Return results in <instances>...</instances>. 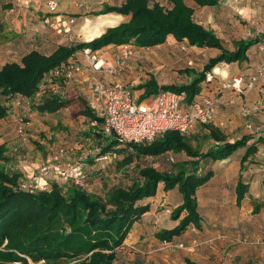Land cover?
Returning <instances> with one entry per match:
<instances>
[{
  "label": "trees",
  "instance_id": "16d2710c",
  "mask_svg": "<svg viewBox=\"0 0 264 264\" xmlns=\"http://www.w3.org/2000/svg\"><path fill=\"white\" fill-rule=\"evenodd\" d=\"M220 1L167 0V6L150 0L105 3L93 13L95 16L115 12L129 15V20L107 27L92 39L60 44L50 53L32 48L19 59L8 60L0 67V120L9 111L6 101L17 94L31 100L40 98L36 108L41 112L55 113L64 107L71 98L63 99L49 92L39 97L40 83L45 74L69 58L77 57L78 52L86 47L95 52L124 44L149 48L165 43L170 36L177 42L186 41L190 46L200 48H217L220 52L211 56L201 70L185 67L184 73L189 77L186 82L161 84L151 75L133 89L139 90L140 99L160 89L185 92L184 104H189L195 98L202 99L199 95L205 83L210 82L207 77L212 74L213 68L221 62L249 61L250 47L261 40L260 36L238 39L234 49H229L212 28L195 19L194 6H215ZM12 7L11 3L1 4L5 10ZM1 29L0 21V32ZM78 97L80 95L72 98ZM82 108L81 113L90 120H103L84 99ZM247 122L255 128V122ZM203 126L207 133L202 138L212 142L205 151L201 145L193 144L194 130L189 133L169 130L151 141L122 143L114 136L96 133L95 125H92L88 135L90 140L104 143V150L113 148L118 152V148L123 150L124 147L131 150L123 158L129 164L142 157L163 158L169 153L185 154L175 155L178 159L173 160V166L168 169L152 164L141 167L139 177L131 185H117L104 195L90 193L72 182L66 186L52 182L50 188L39 191L21 189L22 172L3 168L1 162L9 159L5 154L6 144H0V264H30L29 258L34 262L44 260L45 264H114L118 249L134 225L151 210L148 199L157 194L160 183H163L166 191L177 187L182 202L170 212L171 218L177 221L176 225L157 230V239L173 243L183 239L184 233L192 225L202 229L204 218L199 210L197 190L214 176L215 170L209 167L200 171V167L245 149L240 166L243 172L246 162H252L251 157L259 152V145L264 143L263 135L255 137L249 133L229 141L228 135L211 121L203 123ZM249 190L250 183L245 182L240 173L236 188L238 206ZM259 211L260 204L254 202L252 212ZM187 262L195 264L189 258Z\"/></svg>",
  "mask_w": 264,
  "mask_h": 264
},
{
  "label": "rangeland",
  "instance_id": "374dc122",
  "mask_svg": "<svg viewBox=\"0 0 264 264\" xmlns=\"http://www.w3.org/2000/svg\"><path fill=\"white\" fill-rule=\"evenodd\" d=\"M48 1H0V21L2 23L0 67L8 60L19 59L24 52L32 48L50 53L60 44L88 40L89 27L102 23V31H104L107 27L117 25L125 19L123 14L115 12L104 16H102L103 14L99 16L93 14L100 10L105 3L116 4L125 0H71L69 3L74 2L79 10L72 8L66 14L59 11L61 3L54 10H50ZM150 1H159L167 6V0ZM2 3H11L13 7L4 10L1 8ZM252 4L253 9L263 14L261 19L264 22V0H253ZM247 19H241V23H247ZM170 37L165 43L149 48H138L132 44L134 53L126 60L124 72L117 78L132 89L151 75H154L161 84L186 82L189 77L184 73L185 67H195L201 70L203 62L205 63L211 56L220 52L217 48H200L198 46L196 47L198 49L189 51L190 47L187 43H178L176 45L178 48H176L173 43L175 40L170 39ZM16 42L20 43L18 46L20 49H15ZM120 50L121 46L108 47L97 53L111 59L118 55ZM4 51L5 54L7 53L6 55H4ZM249 53H251L252 58L247 66L248 79L264 68V42L251 48ZM80 55L83 57L79 51L78 56L80 57ZM256 55L260 58L254 59L253 56ZM257 82L254 87L258 86L259 82L258 84ZM72 86L74 87V84ZM248 91L250 90L248 89ZM77 92L74 91V93ZM135 93L137 96L139 90L136 89ZM149 97L143 99L147 100ZM26 98L30 103L25 102L19 106H10L7 116L0 120V144H6L5 154L9 159L1 162L6 171H21L23 179H31L44 158L62 147L73 149L65 155H81L84 159L87 155H93L90 150L94 146L88 142L90 137L83 136L84 138H80L77 133L79 131L77 126L85 124L81 121L83 118L81 113L83 96L74 99L69 98V102L60 108L61 112L59 113L58 111L57 113L41 112L36 108V105L40 103L38 102L40 98L35 100ZM138 99L142 100L139 96ZM15 108H17L16 112ZM259 114L260 112L248 114V121L255 122V128L260 127L259 129L255 130V128L251 129L253 127L245 126L247 127L246 131L255 137L264 136V127L261 126L262 124L264 126V121H259L257 116ZM21 119L28 137L25 142L22 141L15 129ZM192 141L193 144L201 145L204 151L211 146L209 143L211 141L204 140L198 132L192 134ZM14 147H19V151H14ZM242 151L241 149L236 151L231 158L233 160L231 166L234 172H237L239 167L235 168L232 164L241 157ZM118 153V159L115 158L118 160L117 162L115 160L103 162L98 160L97 156L91 162L86 161L89 166L95 165L92 173L85 166L89 173V178L84 186L86 190L90 193L104 195L117 185H131L139 177L138 170L147 164L168 169L173 166V160L178 159L175 155H185L184 153H169L163 158L142 157L139 160L134 159V162L129 164L123 158L131 153V150L125 147L123 150L118 148ZM260 166L259 171L264 174V161L260 163ZM213 168L220 176V170L215 166ZM58 181L63 186L70 182L64 178H59L56 181L51 179L50 184ZM262 183L264 184V178ZM170 212V209L159 210L154 221L147 218L144 223L135 224L124 244L118 249L114 264H188V258L195 264H203L204 259L216 261V259H222L223 256L224 259L226 256L227 258L231 256L233 262L237 260L242 264H264V239L261 236L259 213L248 210V218L244 220L243 216L239 214V209H201L205 220L208 219L207 223L203 222L202 229L194 230L192 225L188 228L189 230L183 239L173 241L170 244V242H161L156 237L157 230L176 225L175 220L170 216ZM230 216L237 217L235 225L228 220ZM191 230L193 235H190ZM141 231L143 234L140 233ZM234 253L236 256H233ZM206 260H204L205 263ZM29 263L45 264L44 260L34 262L30 258Z\"/></svg>",
  "mask_w": 264,
  "mask_h": 264
},
{
  "label": "built area",
  "instance_id": "2783aa9c",
  "mask_svg": "<svg viewBox=\"0 0 264 264\" xmlns=\"http://www.w3.org/2000/svg\"><path fill=\"white\" fill-rule=\"evenodd\" d=\"M48 6L50 10H54L57 1L49 0ZM120 51L113 59H108L89 47L82 49L80 53L83 58L71 57L45 74L40 83L38 96L49 92L58 94L63 99H69L73 97L70 88L77 83L79 85L77 95L83 96L91 110L103 119L92 121L95 125L94 131L101 133L102 136H114L122 143L151 141L169 130L189 133L198 123H206L213 119L219 106L217 96L195 98L189 104H184L185 92L160 89L147 100H139L135 90L117 78L124 72L126 60L134 53L133 46L124 44ZM262 76H264V68L251 75L249 79L236 74L224 82L223 87L244 92L252 89ZM213 77L209 74L207 80L211 81ZM25 102L30 103L26 96L17 94L6 101V105L19 106ZM244 112L247 115L257 114L264 112V107L255 104L252 107H245ZM21 121L22 119L15 129L25 142L28 137ZM248 126L253 127L251 123H248ZM259 128L257 127L256 130ZM104 146V143H95L90 153L97 155V159L103 162L114 160L119 156L115 149L104 150ZM14 151H19V147H14ZM71 151H73L72 148L62 147L49 154L50 156L38 166L31 179L20 180V188L30 191L48 189L51 179L59 178L84 187L89 173L83 159L64 158L67 156L65 154Z\"/></svg>",
  "mask_w": 264,
  "mask_h": 264
},
{
  "label": "crops",
  "instance_id": "0c3cea01",
  "mask_svg": "<svg viewBox=\"0 0 264 264\" xmlns=\"http://www.w3.org/2000/svg\"><path fill=\"white\" fill-rule=\"evenodd\" d=\"M56 1L58 3L57 4L58 6L59 3H61L60 9L59 8L58 9L59 11H61L60 13L62 14H66V12H68V10L72 8H74L75 10H79L78 7H76V5L74 4V2L69 3L71 2V0H56ZM252 3L253 0H222L215 6H205V7H197L194 6L193 3V6L195 7L194 16L197 21L203 23L206 27L212 28L216 32V34L222 39L225 47L229 49H234L235 41L238 39L260 36L261 40L257 44L251 46L250 47L251 49L253 47L258 46L260 43L264 42V38L262 37L264 35V22L263 19H261L263 14L259 13L258 10L252 8L253 5ZM123 16H125L124 17L125 19L122 22L128 21L130 18L129 15H123ZM246 18H248L247 23L245 24L241 23V19L246 20ZM170 38L174 40L172 36ZM173 43L175 47L178 48V46H176L178 45V43L185 44L187 42L173 41ZM19 45L20 43L16 42L15 49H20V47H18ZM109 47H114V46H109ZM189 47H190L189 51L191 49L194 50L198 49L196 48L197 46L189 45ZM6 54L4 51V55ZM193 56L197 57L196 55ZM80 58L83 57L80 55ZM251 58L252 55L251 53H249V61L247 60L242 63L239 62L219 63L212 70V75L214 76L213 79L209 83H205V85L202 88L201 95H199L201 97H206V96L218 97L219 106L215 112L213 119L211 120V123L214 124L215 126L220 127L228 135L229 141H234L235 139L240 138L242 135L248 134V132L246 131L248 127V122H247L248 115L245 114L244 112L245 107L247 108L252 107L255 104H259L264 107V86H263L264 76L259 79L260 80L258 81L259 84L257 82L258 86L253 87L252 90L249 89L250 91L246 90L244 92H239L236 90L227 89L223 87V83L230 80L233 75L241 74L245 77H248L247 66ZM253 58L258 59L260 57L256 55L253 56ZM77 87H79V85L77 83H74V87L72 86L70 88L72 93H74V91H77ZM74 95L76 96L77 93H74ZM16 109L17 108H15V112ZM60 110H58V113L61 112ZM257 116L259 121L260 120L264 121V113L260 112V114ZM81 121L85 124H81V125L79 124L77 126V129L79 130L77 133L79 134L80 138H82L83 136L89 137L88 135L90 134L93 122L92 120H90V118H88V116L85 115H83ZM76 122L78 123V121ZM261 126L264 127L263 124ZM194 132H198V134H201L202 136L205 133H207V129L204 128L203 123L200 122L197 124L196 128L194 129ZM253 140L254 138L251 141ZM88 142L91 143L92 146H94L96 143L94 139H91ZM209 143L212 145L211 142ZM244 150L245 149H243L242 153H244ZM48 156L44 158L42 164L45 162ZM95 156L97 155H87V157L84 159L83 156L81 155L80 156L67 155L66 158L77 159L80 157L81 159H83L84 165L87 167V170L91 171L92 173L94 172L92 170H94L95 165L93 164L89 166L88 163H86V161L91 162L92 160H94ZM232 156L234 155H231L230 157L223 160L210 161L208 164L206 165L204 164L200 167V171L206 170V168L210 167L215 170V174L208 182H206L197 190L199 210L201 212V209L204 210L216 209V208L219 209L232 208L233 210L239 209L240 210L239 214L243 216L244 220H247L248 210L252 211L254 206L252 202L258 203L260 204V211H259L261 218L260 230H261L262 239H264V184L262 183L264 174L259 171V168L261 167L260 163L264 161V143L259 145V152L255 156L251 157L252 162L249 164L248 161L246 162V169L243 172L240 171L242 155L237 159L236 162L232 164L233 167L235 168L239 167V170L237 172L236 171L234 172L231 166V163L233 161L231 159ZM116 159H118V157ZM254 159H257L256 160L257 162L256 161L253 162ZM115 161L117 162L118 160ZM213 166L217 167L220 170V174H221L220 176H218L216 169L213 168ZM240 173L242 174V177L245 180V182L250 183V190L245 195L241 205L238 206L236 188L240 177ZM255 188L257 189L255 190ZM148 201L151 202V210L147 212L137 224H139L140 222L144 223L147 218H149L151 221L153 219L154 221V217H157L158 214L157 212L159 210L170 209L171 211L175 206L179 205L182 202V195L178 191L177 187L166 191L164 189L163 183H160L157 194L153 197H150ZM202 216L204 218L203 214ZM243 218H239V219H243ZM207 220H205L204 218L205 223H207ZM228 220H230V223L234 225L237 223L236 216H230ZM175 223H177V221ZM188 230L184 233L183 236H185ZM194 230H197V228L194 227ZM140 233L143 234V231H141ZM193 234L194 233L191 230L190 235ZM233 256H236V253H234ZM204 260L202 261L203 264H242L241 262H237V260H234L235 262H233V258H231V256L230 257L228 256V258L226 256L225 259L223 256L222 259L220 260L216 259V261L206 260V263L204 262Z\"/></svg>",
  "mask_w": 264,
  "mask_h": 264
},
{
  "label": "bare ground",
  "instance_id": "6f19581e",
  "mask_svg": "<svg viewBox=\"0 0 264 264\" xmlns=\"http://www.w3.org/2000/svg\"><path fill=\"white\" fill-rule=\"evenodd\" d=\"M102 16H104V15H102ZM102 28H103L102 23H99V24H96V25H94L92 27H89V32H88L87 38L88 39H92V38L100 35L103 32Z\"/></svg>",
  "mask_w": 264,
  "mask_h": 264
}]
</instances>
